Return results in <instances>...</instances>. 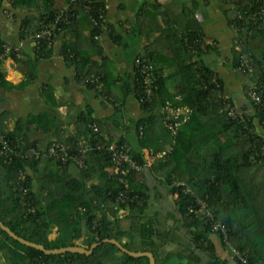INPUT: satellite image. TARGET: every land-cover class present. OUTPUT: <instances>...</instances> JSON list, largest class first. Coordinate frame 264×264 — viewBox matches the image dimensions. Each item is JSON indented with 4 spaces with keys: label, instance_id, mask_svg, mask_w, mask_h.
<instances>
[{
    "label": "trees",
    "instance_id": "trees-1",
    "mask_svg": "<svg viewBox=\"0 0 264 264\" xmlns=\"http://www.w3.org/2000/svg\"><path fill=\"white\" fill-rule=\"evenodd\" d=\"M235 1L234 6L242 10L248 9L251 2ZM35 3L36 0H11V5L18 8H31ZM98 6L91 15L95 17V23L84 10L80 7L77 9V15L86 17L90 24L91 39L104 21V18L99 17ZM149 8L153 10L151 8L154 7ZM58 9L59 6L46 9L36 20L24 18L21 33H26L25 29L38 30L39 21L51 18L53 12ZM149 10L143 11L144 17H149L146 15ZM155 15L154 12L152 17ZM236 17L235 11H230L229 23H236L241 40L238 50L234 48L233 43L232 65L247 79L244 90L249 82H254L263 91L260 105L255 106L248 99L253 108L251 115L240 114L228 96V101L238 114L232 119L223 110L222 95H227L223 81L219 74L205 63L203 54L208 45L203 44L202 34L196 28L178 31L167 23L164 27L154 25L153 30L158 35L151 48L149 46L146 51H139L132 56L133 61L137 56L151 60L156 85L147 100L142 79L133 72L132 91L145 114L136 122L139 147L152 149L153 154L163 149L162 139L160 136H154L151 125L166 102H170L173 107L184 105L189 108L187 117L177 127L174 139L164 126L166 142L170 147L165 150L163 156H156L152 165L153 171L160 174L164 183L171 187V192L176 194L173 203L176 213L180 216L177 221L166 225L165 218L156 215L149 222L151 227L146 229L140 214L144 211L148 195L146 186L138 181L139 172L134 169L127 170L125 174L106 172L107 168H113V164L106 150L96 148L106 142L101 138L100 124L84 113L80 114L78 119L79 135L68 145L71 152L77 151L80 141L91 147L85 154L86 166L80 168L82 178L96 177L97 182L91 183L90 187L67 174V165L62 166L48 157L45 150H40L35 141L19 144L16 136L24 126L19 121L12 131L1 132L17 149L26 151L34 146L40 150V154L37 157L13 155L10 159L0 156V162L12 187L11 195H0V221L16 235L41 244L46 249L78 244L87 249L92 243L100 242L104 238L120 241L125 236L128 238L124 245L126 249L151 252L155 264H264V157H258L257 162L250 160L254 150L264 144V19L256 22L249 20L246 23ZM72 21L60 25L59 29H63ZM139 25L140 23H136L133 29L139 31ZM4 43L0 33V52L3 51ZM42 51L46 55L50 49L43 48ZM242 53L247 56L251 66L250 72L245 67H242L244 70L239 68ZM11 54L14 57L13 52ZM1 63L2 61L0 65ZM167 63L174 65V68L163 76V66ZM23 64L28 66L29 71L25 72V78L19 86L27 84L35 77L34 63L25 60ZM92 75L99 77L100 85L96 88L97 91L110 90L104 74L94 72ZM6 83L0 70V86ZM86 83L95 88L94 84L89 82V75ZM129 87L131 88V85L126 83L125 90L128 91ZM171 87H176L177 91L171 94ZM175 94L180 98L174 97ZM158 116L163 119V112ZM36 118L31 120L35 121ZM91 123L98 126V132L91 130ZM151 140L159 144H153ZM130 156L139 166L143 165L139 152L130 149ZM43 159L53 161L56 167L53 180H50L54 185L46 187L47 194H56L49 196L45 205H40L32 190V177L27 170L36 171L37 165ZM20 171L24 173L25 178L19 181ZM119 178L127 182L126 187ZM21 185L25 188V193L19 190ZM184 187H188L193 194L182 193ZM123 190H126L128 198L123 202L116 201L118 192ZM196 199L204 200L213 219L226 226L228 242L238 253L231 254L230 260L221 257L211 240V234L216 235L218 242L224 247L221 236L210 230L205 219L189 211V207H197ZM120 209H126L128 213L119 217ZM53 225L57 234L50 239L48 233ZM147 240L151 242L148 243ZM158 242L161 245L175 244L182 247L187 250L189 256L179 260L182 258L179 251L166 252L163 255ZM174 255H178L179 259L171 263L169 260ZM0 257V264H149L146 256H130L109 242L100 243L90 254H45L19 243L1 228ZM241 259L245 261L242 262Z\"/></svg>",
    "mask_w": 264,
    "mask_h": 264
},
{
    "label": "crops",
    "instance_id": "crops-1",
    "mask_svg": "<svg viewBox=\"0 0 264 264\" xmlns=\"http://www.w3.org/2000/svg\"><path fill=\"white\" fill-rule=\"evenodd\" d=\"M68 2L36 0L31 8H18L11 5V0H1L0 33L5 42L20 46L22 56L14 58L9 55L0 65L7 81L0 86V133L12 131L19 121L24 125L16 136L19 144L35 141L43 151L51 142L68 145L73 141L79 135V115L89 114L100 124L102 140L109 143L122 140L131 150L142 155L143 165L138 171V181L146 186L148 198L140 219L146 229L151 227L149 222L156 215L164 217L166 225H172L180 218L173 203L176 194L171 192V187L164 183L161 175L152 169L157 156L155 154L170 147L166 142L163 119L158 116L162 111H157L151 129L155 137L160 136L162 139L163 149L153 154L152 149L139 147L137 141L136 122L145 114L132 91V56L139 51H146L149 46L151 48L158 35L153 30L154 25L164 27L167 23L178 31L196 28L202 34L203 44L208 45L203 54L205 63L219 74L224 92L235 108L251 115L253 108L244 92L247 79L232 65L234 32L229 23L231 6L226 0H110L105 9L103 27L95 32L93 39L90 37L91 27L87 18L78 14L55 34L49 53L36 56L30 40L25 37L29 30L25 29L26 33H21L23 19L30 17L29 20H36L46 9L53 6L61 8ZM150 6L154 7L151 8L153 10H149ZM148 10L146 15L149 17H144L143 11ZM154 12L156 15L152 17ZM136 23H140L139 31L133 29ZM25 60L34 63L35 77L19 86L25 78V72L29 71L28 66L23 64ZM173 68L172 64H164L163 76ZM94 72L105 75L110 90L99 92L87 85V76L90 77ZM126 83L131 85L128 91L125 90ZM169 91L175 93L177 88L171 87ZM174 97L180 98L178 94ZM33 117H37L35 121L31 120ZM66 168L67 174L78 178L87 187L97 182L96 177L82 178L80 168L73 164H68ZM55 169L53 161L43 159L36 171L27 170L40 205H45L48 197L56 194H47L46 188L54 185L50 180H53ZM106 172L112 174L115 171L109 167ZM11 194V183L0 162V195ZM127 213L126 209L118 211L119 217ZM56 234L53 225L48 237L53 239ZM211 240L221 257L230 260L231 250L222 247L216 235L211 234ZM120 242L125 245L128 238L124 236ZM158 244L163 255L166 252H180L182 258L174 255L169 260L171 263L189 256L187 250L175 244Z\"/></svg>",
    "mask_w": 264,
    "mask_h": 264
},
{
    "label": "built area",
    "instance_id": "built-area-1",
    "mask_svg": "<svg viewBox=\"0 0 264 264\" xmlns=\"http://www.w3.org/2000/svg\"><path fill=\"white\" fill-rule=\"evenodd\" d=\"M110 0H69L68 4L61 7L58 10L53 12L51 18H43L39 21L40 28L36 31H29L25 34V37L30 40L32 44V48L36 56H43L44 53L42 51L43 48L50 49L52 47L55 31L60 30V25L66 24L73 20V18L77 15V9L80 7L84 10L88 15L90 20L95 23V17L91 16L94 8L99 5V17L104 18L105 9L108 6ZM228 4H230L232 11H235L237 19H243L245 22H256L257 20L264 19V0H251L248 5V9H238L234 6L235 0H226ZM231 28L234 32V48L239 49L241 44V40L238 37L239 28L237 27L235 22H232ZM103 24L101 25V28ZM197 41V40H195ZM194 41V42H195ZM14 54V58H20L22 56L21 48L19 45L11 44L5 42L3 44V51L0 52V61H4L7 56ZM134 71L139 75L142 79V87L145 92V98L150 99V93L153 89L156 88L153 79V65L151 60L148 57L137 56L133 61ZM245 67L249 72L251 71V66L248 64L246 54L242 53L240 55V65L239 68L243 69ZM244 70V69H243ZM99 77L95 75H91L89 77V82L94 84L95 88H97L99 83ZM245 95L249 101L253 102L255 106L260 105L261 98L263 96V91L260 86H258L254 82H249L244 90ZM223 101V110L226 112L227 116L230 118H235L238 112L235 110L234 106L230 104L228 101L227 95H222ZM164 117L163 123L167 130L170 131L171 136L175 137L177 127L180 122L185 120L187 114L189 113V108L187 107H173L170 102H166L165 106L161 109ZM240 114L247 116L246 113L239 111ZM183 116V118H181ZM91 130L96 133L98 132V126L95 123L89 124ZM78 149L76 152H71L68 145H65L61 142L54 141L51 142L44 150L47 153V156L54 159L60 165H68L73 164L78 168H84L86 166L85 162V154L91 149V147L85 145L82 141L78 143ZM96 148H103L108 153L109 158L112 161V166L117 174H125L127 170L134 169L139 171L141 166H139L135 160H133L130 156V147L126 142L118 143H104L99 144ZM40 154V150L35 148L34 146L30 147L26 151H21L16 148L15 145L11 144V141L8 138L0 133V156H4L7 159H10L11 156H22L28 157L34 155L37 157ZM165 154V151L159 152L155 155L161 157ZM258 157H264V144H261L258 149H255L253 154L250 155V160L252 162H257ZM24 173L22 171L19 172V181L24 179ZM124 186H127V182L119 178ZM21 192L25 193L26 190L21 185L19 187ZM182 193H190L193 194L192 191L188 187L182 188ZM128 198V194L126 190L118 192L116 196V201L123 202ZM197 207H189V211L193 212L196 216L203 218L207 221L210 226V230L213 233H217L221 236L225 246L231 250L233 255L238 254L235 250L232 249L230 243L228 242V233L225 225L213 219V215L210 209L207 206V203L204 200L196 199ZM242 262L245 259H241Z\"/></svg>",
    "mask_w": 264,
    "mask_h": 264
},
{
    "label": "water",
    "instance_id": "water-1",
    "mask_svg": "<svg viewBox=\"0 0 264 264\" xmlns=\"http://www.w3.org/2000/svg\"><path fill=\"white\" fill-rule=\"evenodd\" d=\"M0 228L3 231H5L10 237L17 240L19 243L26 245V246L33 247L37 250L42 251L45 254H57V253H64V252L90 254L92 252V250L97 245H99L100 243L109 242V243L116 245L122 252H125V253L129 254L130 256H134V257L146 256L148 258L149 264H155L153 254L151 252H148V251H136V252L130 251L124 247L122 242L117 241L114 238H104L100 242L92 243L90 245V247L87 249L84 247L78 246V245L66 246V247H60V248H54V249H46L41 244H37V243L31 242V241L25 240L24 238L16 235L13 231H11L10 228H8L6 225H4L1 221H0Z\"/></svg>",
    "mask_w": 264,
    "mask_h": 264
}]
</instances>
